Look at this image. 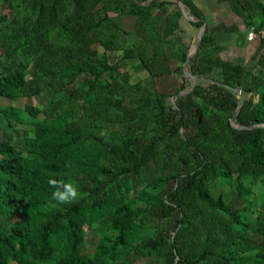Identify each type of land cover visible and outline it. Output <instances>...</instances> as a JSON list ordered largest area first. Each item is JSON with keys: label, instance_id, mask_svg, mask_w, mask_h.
Listing matches in <instances>:
<instances>
[{"label": "trees", "instance_id": "obj_1", "mask_svg": "<svg viewBox=\"0 0 264 264\" xmlns=\"http://www.w3.org/2000/svg\"><path fill=\"white\" fill-rule=\"evenodd\" d=\"M147 1L0 0V101L43 100L0 102V264H264V0H229L256 60L205 31L180 96L203 21Z\"/></svg>", "mask_w": 264, "mask_h": 264}, {"label": "crops", "instance_id": "obj_2", "mask_svg": "<svg viewBox=\"0 0 264 264\" xmlns=\"http://www.w3.org/2000/svg\"><path fill=\"white\" fill-rule=\"evenodd\" d=\"M190 1L196 8L199 18L205 22V31L213 37L214 47L223 61L248 64L251 63L252 56L258 57L262 50L258 37L251 41L247 40L244 33L247 30L246 26L232 11L229 0ZM187 31L192 34L190 28Z\"/></svg>", "mask_w": 264, "mask_h": 264}, {"label": "water", "instance_id": "obj_3", "mask_svg": "<svg viewBox=\"0 0 264 264\" xmlns=\"http://www.w3.org/2000/svg\"><path fill=\"white\" fill-rule=\"evenodd\" d=\"M134 1L137 2V0H134ZM150 1H152V0H148V1L145 2V3H142V5H147ZM173 1L177 3V5H178V7L180 8V11H181V13H182V15H183V17H184L185 19H187V20H189V21H192V22H199V21H202L200 18L193 17L191 14H189V12L187 11V8H186L185 4H184L182 1H180V0H173ZM205 30H206V24H205V22L203 21V26L201 27V29H200V30L198 31V33H197L196 40H195V44H194L193 48L190 50V52H189V54H188V56H187V58H186V62H185L184 65H183V72H184L185 76L188 78V80H190L191 85H190V88H189L187 91L180 93L179 96H180V95L187 94V93H188V92L194 87L195 83L198 81V78L192 77V76H190V75L188 74V72H187V70H186V66H187V63L189 62L190 58H191V57L197 52L198 47H199L200 42H201V39H202V36H203V34L205 33ZM247 32H248V30H246V31L244 32L245 35H247ZM236 92H237L238 95H239V94H242V100H241V102H240V104H239V106H238V108H237L235 114L233 115V117L229 119L230 122H232L233 118L238 114V112L240 111V109H241V107H242V105H243V102H244V100H245V98H246V94H245V92H243L242 90H237ZM232 126H233L235 129H238V130H246V129H248V128H253V127H255L256 125H251V126H246V127H237V126H234V125L232 124ZM257 126H258V125H257Z\"/></svg>", "mask_w": 264, "mask_h": 264}, {"label": "rangeland", "instance_id": "obj_4", "mask_svg": "<svg viewBox=\"0 0 264 264\" xmlns=\"http://www.w3.org/2000/svg\"><path fill=\"white\" fill-rule=\"evenodd\" d=\"M261 51L259 53H261ZM259 53H258V55H259ZM256 58H257V55L256 56H252L250 61L253 62L254 60H256ZM129 71H130V73L132 75V80L133 81L142 80V79H145L147 77V74L136 63H133V66L129 67ZM163 84H165L167 87H169V80L164 81V82H158L159 90H162ZM42 101L43 100H40V99H26V100H21L18 103H11L9 101H0V102L3 105H7V104L11 105V104H13L15 106H18V107L22 108L25 104H35L38 107H41L42 103H43ZM94 246H95L94 237H92V235H90L87 238L86 242H85L84 253H91L93 248H94ZM149 262H151V261H149Z\"/></svg>", "mask_w": 264, "mask_h": 264}, {"label": "clouds", "instance_id": "obj_5", "mask_svg": "<svg viewBox=\"0 0 264 264\" xmlns=\"http://www.w3.org/2000/svg\"><path fill=\"white\" fill-rule=\"evenodd\" d=\"M65 188L70 191L73 196H75V191L71 189L70 185H65ZM54 198L57 199L59 202L63 203L67 200V195L65 193L57 192L54 193Z\"/></svg>", "mask_w": 264, "mask_h": 264}, {"label": "built area", "instance_id": "obj_6", "mask_svg": "<svg viewBox=\"0 0 264 264\" xmlns=\"http://www.w3.org/2000/svg\"><path fill=\"white\" fill-rule=\"evenodd\" d=\"M255 37H256V33H255V31L253 30V28L249 29L248 32H247V40H248V41H251V40H253Z\"/></svg>", "mask_w": 264, "mask_h": 264}]
</instances>
